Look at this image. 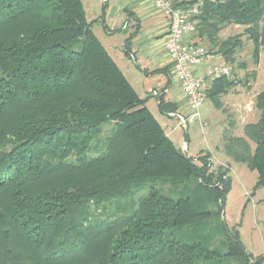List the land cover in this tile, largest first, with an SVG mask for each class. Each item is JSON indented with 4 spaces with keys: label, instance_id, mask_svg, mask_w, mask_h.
Segmentation results:
<instances>
[{
    "label": "trees",
    "instance_id": "obj_1",
    "mask_svg": "<svg viewBox=\"0 0 264 264\" xmlns=\"http://www.w3.org/2000/svg\"><path fill=\"white\" fill-rule=\"evenodd\" d=\"M202 1L196 39L234 63L241 39L218 36L244 26L258 64L264 0ZM93 25L82 0H0V264H264L224 221L229 169L175 146ZM233 77L208 88L215 108ZM159 101L161 114L177 110ZM256 109L225 145L257 172L254 192L264 190V91Z\"/></svg>",
    "mask_w": 264,
    "mask_h": 264
},
{
    "label": "rangeland",
    "instance_id": "obj_2",
    "mask_svg": "<svg viewBox=\"0 0 264 264\" xmlns=\"http://www.w3.org/2000/svg\"><path fill=\"white\" fill-rule=\"evenodd\" d=\"M244 30V26L229 25L220 31L218 36V41L221 42L235 37H239L242 42V47L234 54V63H228L225 58L223 59L231 70V77L234 76L240 84L222 97L221 110L215 108L212 99L207 98L200 108L201 118L190 124L188 131L185 132L180 127L176 128V121H169L161 115L159 109L157 110L158 101L155 98H151L149 107L157 120L169 126L171 140L178 149L195 160L202 154H211L213 169L219 166L229 169L231 191L227 197L224 221L230 228L237 227L242 242L250 253L264 256V190L259 189L254 192L257 172L251 171L244 164L233 162L225 152V145L230 135L242 136L244 126L256 123L260 118V112L256 109V97L264 91V50L260 51L257 64L253 57L254 45ZM124 36L126 35L119 33L116 39L110 41L103 39V43L111 50L113 59L119 62L121 67L128 64L137 69L120 44ZM196 37L197 33L194 35L195 40L212 51L211 53L223 58L216 50H211L212 45L207 38L200 41ZM105 128L104 130L107 131ZM183 140H186L189 151L184 150ZM195 182H191V186ZM157 187L162 189L160 184H157ZM178 187L170 195L178 197L183 186ZM169 190L170 187L165 188L166 192Z\"/></svg>",
    "mask_w": 264,
    "mask_h": 264
},
{
    "label": "crops",
    "instance_id": "obj_3",
    "mask_svg": "<svg viewBox=\"0 0 264 264\" xmlns=\"http://www.w3.org/2000/svg\"><path fill=\"white\" fill-rule=\"evenodd\" d=\"M82 3L87 20L89 23H94L93 32L112 59V52L105 46L103 39L110 41L116 39L119 33L126 35L120 44L137 69L128 64L121 67L119 62L113 60L138 95L142 99H147L146 106L152 114L149 107L151 98H155L158 102L163 98L165 102L177 106L176 111L161 115L169 121H176V128H179V121L173 116L174 113L187 116L191 111L174 79L171 60L165 49L166 38L169 34L166 17L156 10L148 0H82ZM223 59L217 55L215 61L224 62ZM155 90L159 92V97L153 96L152 91ZM164 121L166 122V120ZM158 122L171 139L168 132L169 126L166 123L162 124L159 120ZM202 124L204 125L203 122ZM241 134L243 135V132ZM253 255L257 256V254Z\"/></svg>",
    "mask_w": 264,
    "mask_h": 264
},
{
    "label": "built area",
    "instance_id": "obj_4",
    "mask_svg": "<svg viewBox=\"0 0 264 264\" xmlns=\"http://www.w3.org/2000/svg\"><path fill=\"white\" fill-rule=\"evenodd\" d=\"M154 8L162 13L169 25V34L165 42V49L171 60L172 72L184 97L187 100L189 115L175 114L179 126L185 132L189 125L201 118L200 108L207 98L210 84L218 78L231 77V70L224 62L215 61L216 54L197 44L193 40L196 33L197 19L202 0L195 1L189 7L178 6L173 0H148ZM153 96L159 97L157 90L152 91ZM183 148L188 151L186 140Z\"/></svg>",
    "mask_w": 264,
    "mask_h": 264
}]
</instances>
